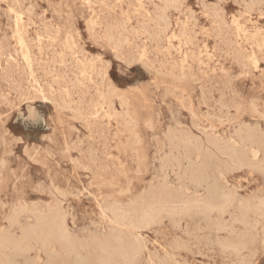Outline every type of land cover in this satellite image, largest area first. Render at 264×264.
Listing matches in <instances>:
<instances>
[{
  "label": "rangeland",
  "instance_id": "obj_1",
  "mask_svg": "<svg viewBox=\"0 0 264 264\" xmlns=\"http://www.w3.org/2000/svg\"><path fill=\"white\" fill-rule=\"evenodd\" d=\"M116 26L121 47L109 39ZM19 36L31 52L30 67ZM142 51L148 65L138 60ZM83 68L106 72V83L119 94L108 99L118 116L88 125L34 94L36 77L46 91L76 85L85 102L96 101L95 74L77 87ZM125 109L141 123L139 172L122 125ZM147 118L152 128L142 124ZM244 124L264 138V0H0V238L21 239L23 228L35 223L33 213L47 215L59 206L69 232L91 246L114 225L110 204L124 209L163 179L203 198L206 186L194 192L183 175L188 161L172 135L182 131L207 146L210 138L225 143ZM214 151L224 167L218 182L238 201L222 214L192 209L141 228V264H264V217L252 230L254 242L228 246L249 233L253 217L240 204L264 196V153L242 168H225L227 158ZM39 247L33 242L24 251L6 243L0 260L48 264Z\"/></svg>",
  "mask_w": 264,
  "mask_h": 264
},
{
  "label": "bare ground",
  "instance_id": "obj_2",
  "mask_svg": "<svg viewBox=\"0 0 264 264\" xmlns=\"http://www.w3.org/2000/svg\"><path fill=\"white\" fill-rule=\"evenodd\" d=\"M210 4H213V3H210ZM144 8H145V6H144ZM111 17L113 18V15ZM19 18H20V16H19ZM100 18H101V15H100ZM20 29H22V28H20ZM201 33H203V32H201ZM45 36H47V35H45ZM22 37L23 36H19L17 38L18 39L17 44L19 45L21 55H22L24 61L26 62L28 67H30L31 62H32L31 61V52L28 49V47H27V45L24 42ZM109 39L114 42L112 44H115L116 47H119V46L121 47V45L123 43V39H122V34L120 33L118 26L111 29L110 34H109ZM42 40H44V39H42ZM51 42L52 41L50 40V44H51ZM66 44H68V43H66ZM61 55H63V54H61ZM47 57H48V55H47ZM139 57L140 58L138 60L141 61L143 63V65H148L147 58H146V51H142L140 53ZM61 62H64V61L61 60ZM21 63H22V61H21ZM250 70H252V69H250ZM80 74H81V77H80V80H78L80 82V84L77 85V87L83 85L84 81L93 82L94 81V78H93L94 74L96 75V77H99L100 82H96V83L94 82L93 83L95 85V89H96L95 90L96 96H97L96 101H92V102L86 101L85 102L84 98H81V96L79 94L82 91V90L81 91L79 90L80 87L78 88V91L74 90V88H76V85L75 86L73 85V90L69 89L70 86L68 87L67 85H65L64 87H59V89H57V90L52 89L50 87L46 91L40 85L37 86V81L35 79L36 77L33 78L34 84L32 85L33 88L35 87L34 88V94L36 93L35 94L36 97L40 98L41 100L51 101L54 105V109H57V110L63 109V110L70 111L73 119L84 121L88 125L92 124V121L95 122L96 120L103 118V117L111 118L113 116L114 117L118 116L119 114L116 112V108L113 106V103L108 99L111 96H119V94L116 93V91L112 87V85L106 83V80H107V78L105 77L106 72L101 70V69L98 70L95 68H90L89 70H86L83 68L81 70ZM203 82H205V81H203ZM61 83L62 82H57L58 85ZM35 84H36V86H35ZM102 86H104V87L106 86V90L105 89L101 90L100 87H102ZM82 87H85V86H82ZM130 87H128V88H130ZM17 93H18V91H17ZM75 95H79L77 100H75V97H74ZM119 99H120V105L122 107L125 106L124 100L122 98H119ZM12 101H13V99H12ZM31 102H32V100H31ZM28 111H31V110H28ZM253 111H255L254 108H253ZM70 118H71V116H70ZM36 121H37V119H36ZM122 122H123L122 125L124 128V131L128 134V137H129L128 145H129V147L133 153V157L135 159L136 166H137V171L139 172L141 165L144 161V155L142 152L143 151L142 150L143 138H142L140 131H139L141 123L139 122L138 119H136L135 117H132L130 115V113L128 112V110H126V109L122 114ZM35 124H36V122H35ZM142 124L146 128H152L153 127V121L150 118L145 119ZM52 126H53V124H52ZM253 126H255V123H254V125H252V128H253ZM257 126L259 127L258 124H257ZM92 130H94V129H92ZM259 130L261 131V129H259ZM262 133L260 132V134H262ZM195 136H196V134H195ZM201 140L194 138L193 136H190L189 134H185L182 131H179V132L174 133L172 135V140H170V141L172 143L174 141L176 142V146H179L182 149L184 159L188 161V166L185 168L183 175L187 179L189 178V182H190V184L193 185V188L195 190L194 192L196 193L197 189L203 188L206 186V194L203 198L199 197V196L188 197L185 195V193L182 189H178V190L173 189L170 185H168L167 181L165 179H163L161 182H157L156 184L150 185L148 187V189L145 190L144 194L140 197V199L137 202H131L124 209L122 207H120L119 205H117L116 202H113L112 204H110L109 211L112 215V223L114 225L106 236L101 235L98 237H93L91 239V246L84 244L83 241H81L78 237H76L75 235H73L72 233L69 232V230L67 229L68 227L66 226V223H65V215L63 214V212L59 206L53 208L50 211V213L47 215H45L46 213L45 214H42L39 212L33 213V216L35 218L34 219L35 223H34V225L31 224L32 226H27V227L23 228L21 239L15 240L13 237L3 236L0 238V245H6V243H7L13 247L12 249H21V250L25 251L27 249L28 250L31 249L30 247H32L33 242L38 243L40 245V247H39L40 250L49 259L48 264H141L143 247H142V244L140 242V238L138 236V230H140L141 228H146V227L150 226L151 224L157 222L164 215L169 216V215L176 213V212L179 213L180 215H185V214L189 213L190 210H192V209H198L199 212L203 213L204 215L205 214L210 215L212 212L222 214L225 212V210L230 205H232L233 203L238 201L237 198L234 196L235 194H233L232 192L227 190L220 182H218L217 178L222 175V168H224V167L221 165V162L218 160V157H216L214 150H216V152H218L220 154V156H225L227 158L226 161H227L228 166H225V168L229 167V166L231 167L232 165L242 168V166L249 165L250 163H252L251 159L252 158L255 159L259 153H264V138L262 136H260L257 133V131L255 132L254 130L251 129V127L249 128L245 124L239 125L238 129L234 132V135L232 137H230L225 143H222L215 138H210L207 140V146H206L203 144L204 142L202 143ZM220 144H222V145H220ZM163 158H164V159H162L163 162L165 164L166 163L168 164L171 161L172 156L168 155V156H164ZM74 159H75V157H74ZM209 173L211 174V177L213 178L211 183H208V178L210 177ZM240 207L243 209V212L245 211L247 214H249V213L252 214L253 219H252V222H250V223L248 222L249 223L248 224L249 233H247L248 236L245 239H243L242 241H239L237 244L233 243L232 245H228L229 247L236 248V249H242L247 244H251L252 242H254V236L252 235V230H256V227L261 222V221L259 222L258 218L264 217V196L258 197L255 200L242 202L240 204ZM99 208L101 209V206H99ZM228 215H229V213H228ZM243 215H245V214H243ZM248 217H249V215H248ZM249 218H251V217H249ZM202 219H204V218H202ZM209 219H211V218H209ZM234 221H236V220H234ZM221 222H224V221H221ZM213 224H215V223H213ZM218 224H219V221H218ZM87 226H88V224H87ZM218 228H220V227H218ZM218 232H219V230H218ZM82 236H83V234H82ZM262 241H264V239ZM85 243H86V241H85ZM88 244H90V243H88ZM53 245H55L57 248L54 249L52 247ZM224 247L226 248L227 246L224 245ZM229 247H227V248L229 249ZM10 251H11V249H10ZM84 251H86V255L84 254L85 256L82 254ZM248 251H249V249H248ZM238 252H239V250H238ZM240 252H241V250H240ZM222 254H224V253H222ZM229 255H230V253H229ZM235 256H237V255H235ZM235 259H236V257H235ZM0 264H7V263L0 260ZM148 264H153V261L150 259ZM159 264H170V263L164 261V262H161Z\"/></svg>",
  "mask_w": 264,
  "mask_h": 264
}]
</instances>
